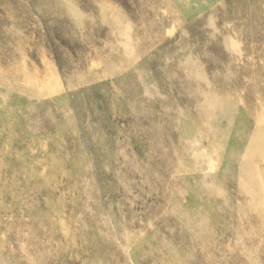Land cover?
I'll return each instance as SVG.
<instances>
[{
    "label": "rangeland",
    "instance_id": "1",
    "mask_svg": "<svg viewBox=\"0 0 264 264\" xmlns=\"http://www.w3.org/2000/svg\"><path fill=\"white\" fill-rule=\"evenodd\" d=\"M0 264H264V0H0Z\"/></svg>",
    "mask_w": 264,
    "mask_h": 264
}]
</instances>
